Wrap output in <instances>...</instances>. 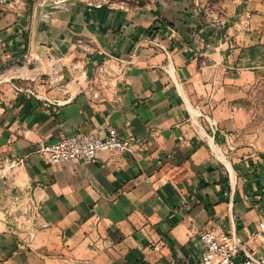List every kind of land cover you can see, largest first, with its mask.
Returning a JSON list of instances; mask_svg holds the SVG:
<instances>
[{
  "label": "crops",
  "instance_id": "1",
  "mask_svg": "<svg viewBox=\"0 0 264 264\" xmlns=\"http://www.w3.org/2000/svg\"><path fill=\"white\" fill-rule=\"evenodd\" d=\"M206 3L224 28L203 20ZM50 38L62 90L14 63ZM263 42L264 0L0 4V161L23 158L0 189V264H190L200 228L248 238L264 218V125L246 106L259 72L247 50ZM106 120L133 153L52 163L33 151L40 139L103 135ZM11 204L21 210L7 215Z\"/></svg>",
  "mask_w": 264,
  "mask_h": 264
},
{
  "label": "built area",
  "instance_id": "2",
  "mask_svg": "<svg viewBox=\"0 0 264 264\" xmlns=\"http://www.w3.org/2000/svg\"><path fill=\"white\" fill-rule=\"evenodd\" d=\"M11 1L13 0H0V4ZM197 11L208 24L218 29L225 27L222 13L217 11L212 4H202L197 8ZM14 63L20 64V66L32 63L38 72H43L38 59H32L27 52ZM59 73V64L55 63L45 79V83L53 90L57 88L62 90V84L57 80ZM12 86L17 92L26 93L37 99L51 100L32 87L17 82H12ZM85 91L88 92V90ZM97 94L98 92L94 91V95L97 96ZM55 100L59 104L65 101V99L59 98ZM213 125L215 126V122ZM105 126L106 132L103 135L89 131L61 135L54 141L40 139L34 145L33 151L52 163L64 160L95 161L103 150L124 153L135 151L136 145L132 138L121 137L110 120L105 121ZM22 160L21 155L6 157L0 161V172L9 173ZM32 208L34 207L28 206L23 209L26 223L32 221L30 216ZM197 234L200 252L198 258L190 264H264V253H257V246L254 244L257 239L264 244V218L259 221L257 229L250 232L248 238H243L235 230L227 229L222 225L200 228Z\"/></svg>",
  "mask_w": 264,
  "mask_h": 264
},
{
  "label": "rangeland",
  "instance_id": "3",
  "mask_svg": "<svg viewBox=\"0 0 264 264\" xmlns=\"http://www.w3.org/2000/svg\"><path fill=\"white\" fill-rule=\"evenodd\" d=\"M32 2L34 5H38L40 3L48 2V1H60V0H28ZM84 1V0H81ZM91 4L95 5H105L112 6L114 8H136L140 5L142 0H86ZM145 3L152 0H143ZM144 3V4H145ZM248 56L253 65L258 67V78L251 85L248 93V97L246 99V106L250 111L255 125L261 127L264 125V42L257 47H254L248 51ZM55 64V63H54ZM9 173L0 172V184H11L8 179ZM2 187H0L1 189ZM5 195V194H4ZM1 196V195H0ZM5 197V196H4ZM1 199V198H0ZM12 206L4 205L2 207L4 213L7 215L16 213L21 210L20 207L11 204ZM10 210L8 211V209ZM12 211V212H11ZM25 223V222H23Z\"/></svg>",
  "mask_w": 264,
  "mask_h": 264
},
{
  "label": "water",
  "instance_id": "4",
  "mask_svg": "<svg viewBox=\"0 0 264 264\" xmlns=\"http://www.w3.org/2000/svg\"><path fill=\"white\" fill-rule=\"evenodd\" d=\"M31 58H37L42 62L44 68L43 72L48 74L52 68V65L57 62L62 56H59L56 50V45L53 38H50L48 42L42 45V49L33 51L31 54ZM2 184H0L1 187Z\"/></svg>",
  "mask_w": 264,
  "mask_h": 264
},
{
  "label": "trees",
  "instance_id": "5",
  "mask_svg": "<svg viewBox=\"0 0 264 264\" xmlns=\"http://www.w3.org/2000/svg\"><path fill=\"white\" fill-rule=\"evenodd\" d=\"M145 2L142 0V2H140V5H143ZM259 46V45H258ZM254 47H257V46H252V47H250V48H248V50L247 51H249L250 49H252V48H254ZM249 57V56H248ZM250 58V57H249ZM251 61V60H250Z\"/></svg>",
  "mask_w": 264,
  "mask_h": 264
}]
</instances>
